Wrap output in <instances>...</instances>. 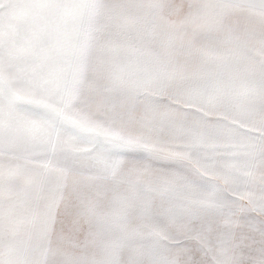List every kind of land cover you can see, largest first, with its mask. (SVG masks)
Listing matches in <instances>:
<instances>
[{
	"label": "rangeland",
	"instance_id": "1",
	"mask_svg": "<svg viewBox=\"0 0 264 264\" xmlns=\"http://www.w3.org/2000/svg\"><path fill=\"white\" fill-rule=\"evenodd\" d=\"M181 1L151 0L148 27L119 29L117 39L128 43H96L97 29L58 21L35 58L16 42L39 24L18 34L14 23L0 21L9 44L0 53V89L28 107L31 95L46 101L65 125L146 157H116L107 175L53 166L38 193L26 184L29 169L10 155L0 159V247L7 242L25 261L39 254L44 264H240L245 241L264 239V75H229L216 59L224 45L210 51L192 43L188 12L177 22ZM139 32L146 37H131ZM33 79L51 90L32 87ZM58 175L41 247L35 228Z\"/></svg>",
	"mask_w": 264,
	"mask_h": 264
},
{
	"label": "crops",
	"instance_id": "2",
	"mask_svg": "<svg viewBox=\"0 0 264 264\" xmlns=\"http://www.w3.org/2000/svg\"><path fill=\"white\" fill-rule=\"evenodd\" d=\"M6 2L11 6L6 12L0 13V21L11 23V27L14 23L13 27L18 34L29 27H35L34 25L40 24L43 19L50 21L49 28L52 29L60 27L56 22L65 21L66 27L97 29V36L102 39L96 43L103 44L130 42L117 39L120 36L119 29L148 27L144 20L150 19V13L153 11L151 0H49L55 5L54 7H41L44 0H6ZM188 4L182 0L175 11L177 22L186 16L185 21L188 25L185 28H190L193 33L192 43L210 45L207 47L210 51L220 49V46L217 49L212 48L211 45H224L225 53L216 59L224 61L221 68L225 71L229 70V75L238 77L264 75V7H260L257 0H192L191 5ZM161 10L158 9L160 12ZM122 35L129 36L130 33ZM138 36L146 37L143 32L131 35V37ZM209 54L208 58L213 59L211 53ZM249 61L252 64H249ZM248 70H256V72H248ZM10 88L18 93V87ZM22 94L19 95L25 99ZM27 99L31 102V108L56 114L57 108L48 105L46 101L35 100L32 95ZM134 211L133 207V216ZM205 213L208 215L209 209Z\"/></svg>",
	"mask_w": 264,
	"mask_h": 264
},
{
	"label": "snow or ice",
	"instance_id": "3",
	"mask_svg": "<svg viewBox=\"0 0 264 264\" xmlns=\"http://www.w3.org/2000/svg\"><path fill=\"white\" fill-rule=\"evenodd\" d=\"M260 7H264V0H257ZM11 5L6 0H0V13H4ZM49 0H44L41 7H54ZM49 25L41 21L37 28L23 33L18 37L16 47L29 51L38 56L46 51L49 45ZM9 48L7 41L0 39V53ZM129 60L137 57L136 52H130ZM27 74V68L22 67ZM161 82H163L164 69H160ZM31 86L34 88H47L40 80L33 79ZM212 84L209 83V88ZM60 142L59 144L57 142ZM91 145L87 151H75L74 147ZM9 155L13 162L29 169L26 174L27 186L39 192L45 188L47 177L53 168L62 167L80 173H102L107 175L111 172L115 158L127 155L135 158H146L143 153L124 152L98 138L86 136L73 128L65 125L51 113L19 104L6 90L0 89V159H8ZM155 166H161L158 163ZM62 183V177L57 176L52 185H47L48 200L40 209L41 222L35 228V235L41 243V247L47 237V227L53 215L55 195ZM18 199V198H17ZM6 223L9 221V213L5 212ZM261 231H264L262 228ZM94 234L89 233V239ZM246 247L242 248L246 258L240 264H264V239L253 237L252 242L245 241ZM177 248L184 249L186 244H178ZM183 255H193L194 252H184ZM261 257L258 259L257 257ZM0 264H44L38 254L33 259L25 261L17 258L11 246L6 242L0 247ZM68 264H86L85 261H69ZM108 264H114L109 261ZM154 264H161L155 261ZM196 264V261H193Z\"/></svg>",
	"mask_w": 264,
	"mask_h": 264
}]
</instances>
